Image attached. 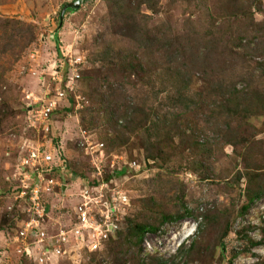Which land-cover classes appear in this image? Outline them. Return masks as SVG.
I'll return each mask as SVG.
<instances>
[{
    "label": "rangeland",
    "instance_id": "rangeland-1",
    "mask_svg": "<svg viewBox=\"0 0 264 264\" xmlns=\"http://www.w3.org/2000/svg\"><path fill=\"white\" fill-rule=\"evenodd\" d=\"M111 5L0 0V264H35L8 237L21 217L12 177L32 148L61 155L71 176L49 230L74 224L85 187L115 179L129 198L103 254L74 248L54 264H264V0ZM126 24L144 36L124 37ZM152 39L193 42L216 57L192 70L185 61L184 71L133 43ZM63 52L83 58L73 92L53 81L55 70L69 73ZM58 87L66 98L46 134L28 111ZM136 226L157 232L136 246Z\"/></svg>",
    "mask_w": 264,
    "mask_h": 264
},
{
    "label": "built area",
    "instance_id": "built-area-1",
    "mask_svg": "<svg viewBox=\"0 0 264 264\" xmlns=\"http://www.w3.org/2000/svg\"><path fill=\"white\" fill-rule=\"evenodd\" d=\"M63 53L69 73L63 78L55 70L53 81H65V87L73 92L74 87L71 85L80 79L83 58L80 55ZM59 67L63 68L62 62ZM65 95V91L58 87L48 101L38 102V106L29 109V122L34 126L38 125L48 134L52 117L60 102L65 100ZM15 167L12 194L21 217L15 221V228L12 230L15 231L14 234L8 237L21 257L35 264H54L57 258L69 260V250L74 248L84 252L87 250L90 254H101L109 240L116 238L122 229L129 198L117 187L115 179L109 182L111 186L105 184L90 190L89 187L80 190L79 203L73 210L74 224L68 221L69 225L65 227L61 225L49 230L53 202L69 189L71 176L67 161L59 154L32 148L19 159ZM50 232L54 233L53 237ZM71 239L75 241L71 243ZM145 245L151 248L146 239Z\"/></svg>",
    "mask_w": 264,
    "mask_h": 264
},
{
    "label": "trees",
    "instance_id": "trees-1",
    "mask_svg": "<svg viewBox=\"0 0 264 264\" xmlns=\"http://www.w3.org/2000/svg\"><path fill=\"white\" fill-rule=\"evenodd\" d=\"M110 3L112 4L111 7H117V3L120 0H109ZM122 1V0H121ZM129 1V0H126ZM124 33L126 32V34L124 37L126 38H130L129 35H131V37H135V36H144V32L140 29V27L137 26V24H131V25H124L121 29ZM19 37V35L14 34L13 36H10L9 41L13 42L16 41ZM136 47L138 48V50L140 51H144V53H148L150 55H153L154 57H157L158 59L162 58H167L169 59V61L167 62V64L173 65L178 68H182L184 69V71L187 69V67L184 66V62L185 61H189V66L188 69L192 70V66L195 65H199L201 62L202 64H200V66L203 65V63H209L215 60V54L214 52H212L211 50H208L207 52L203 53L201 51V49L199 48L198 45L193 44V42L190 43H186L185 45H183L184 43L181 42H174V41H165V40H157V39H152V40H147V41H135L133 42ZM183 45V46H182ZM11 52L13 51V48L10 47ZM261 48H258L256 50V53L260 50ZM15 52L20 51L18 49V47L14 48ZM8 52L7 50H5V53ZM264 53V52H263ZM264 57V56H263ZM202 58L208 59L206 62L202 60ZM178 63V64H177ZM121 108L120 106H116V114L117 112H120ZM118 122V121H117ZM116 125V124H115ZM162 129L164 130L165 128H167V121H165L162 124ZM262 192L257 193L253 198H250L249 203H253L254 199L258 200L261 198L262 196ZM251 205V204H249ZM249 208V206H246L244 208V211H247ZM190 215V214H188ZM150 232H154L156 233L157 231L155 229L146 227V226H136L135 227V234L133 236L134 239V243L136 246H140L143 243V240L145 238V236L147 235V233ZM126 234V233H125ZM114 240H111L110 242H112ZM109 244L107 245L108 248ZM103 254V253H101ZM99 253H94L90 256H98L101 255Z\"/></svg>",
    "mask_w": 264,
    "mask_h": 264
},
{
    "label": "water",
    "instance_id": "water-1",
    "mask_svg": "<svg viewBox=\"0 0 264 264\" xmlns=\"http://www.w3.org/2000/svg\"><path fill=\"white\" fill-rule=\"evenodd\" d=\"M76 6V4L75 5H72V6H70V7H75Z\"/></svg>",
    "mask_w": 264,
    "mask_h": 264
}]
</instances>
